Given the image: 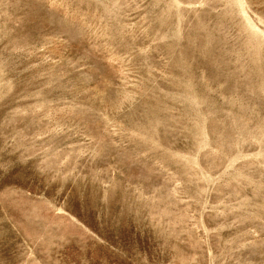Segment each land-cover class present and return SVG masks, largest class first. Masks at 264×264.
I'll return each mask as SVG.
<instances>
[{"label":"rangeland","instance_id":"rangeland-1","mask_svg":"<svg viewBox=\"0 0 264 264\" xmlns=\"http://www.w3.org/2000/svg\"><path fill=\"white\" fill-rule=\"evenodd\" d=\"M0 264H264V0H0Z\"/></svg>","mask_w":264,"mask_h":264}]
</instances>
